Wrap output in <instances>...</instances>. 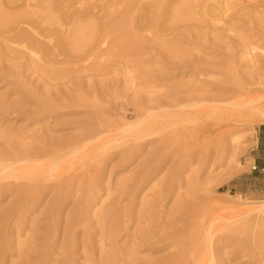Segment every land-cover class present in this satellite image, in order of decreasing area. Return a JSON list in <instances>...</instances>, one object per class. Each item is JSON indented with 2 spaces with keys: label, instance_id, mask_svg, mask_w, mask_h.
I'll use <instances>...</instances> for the list:
<instances>
[{
  "label": "rangeland",
  "instance_id": "obj_1",
  "mask_svg": "<svg viewBox=\"0 0 264 264\" xmlns=\"http://www.w3.org/2000/svg\"><path fill=\"white\" fill-rule=\"evenodd\" d=\"M46 8L0 27V264H264V0L1 9Z\"/></svg>",
  "mask_w": 264,
  "mask_h": 264
},
{
  "label": "bare ground",
  "instance_id": "obj_2",
  "mask_svg": "<svg viewBox=\"0 0 264 264\" xmlns=\"http://www.w3.org/2000/svg\"><path fill=\"white\" fill-rule=\"evenodd\" d=\"M30 4H31V0H0V27H3V28L8 27L9 24L11 23L9 21L10 20L15 21L16 18H21V19L25 20V22L29 25V29H23L22 31L19 32L18 36L16 34L14 36L17 37L18 39H20L21 41L22 40L28 41V43H31V45H35V46L37 45L36 46V47H38L37 49H39V50L41 49L46 53L48 50L45 46L46 44L39 42V41H36L32 34L34 32L38 33V30L41 29V24L48 23L47 21H49V19L53 18V13L50 9L46 8V10H44L43 12L39 11L36 13H33L31 10L29 12H11V13H9V12H6L5 10L1 9L3 7H6L7 9L13 10V9H17L19 6H23V5L29 7ZM185 14L187 15V17H189L187 11ZM190 15H191V13H190ZM207 15H208V13H207ZM201 16H202V14H201ZM11 24L13 25V23H11ZM12 28H11V31H12ZM3 30H5V32H6V29H3ZM0 31H2V30L0 29ZM9 31L10 30H8L7 32H9ZM57 39H58L57 43H59L60 37H57ZM71 44L69 42L65 43V42L61 41L59 45H61V48L63 49V51L68 53L70 50H73V46Z\"/></svg>",
  "mask_w": 264,
  "mask_h": 264
},
{
  "label": "crops",
  "instance_id": "obj_3",
  "mask_svg": "<svg viewBox=\"0 0 264 264\" xmlns=\"http://www.w3.org/2000/svg\"><path fill=\"white\" fill-rule=\"evenodd\" d=\"M259 143L261 147L264 148V123L261 124L258 128Z\"/></svg>",
  "mask_w": 264,
  "mask_h": 264
},
{
  "label": "built area",
  "instance_id": "obj_4",
  "mask_svg": "<svg viewBox=\"0 0 264 264\" xmlns=\"http://www.w3.org/2000/svg\"><path fill=\"white\" fill-rule=\"evenodd\" d=\"M252 170L254 172H257L259 174H264V165H258L257 163H254V165L252 166Z\"/></svg>",
  "mask_w": 264,
  "mask_h": 264
}]
</instances>
